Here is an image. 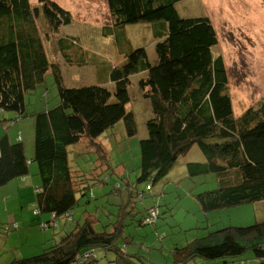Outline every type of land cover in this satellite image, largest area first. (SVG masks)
<instances>
[{
  "label": "trees",
  "instance_id": "1",
  "mask_svg": "<svg viewBox=\"0 0 264 264\" xmlns=\"http://www.w3.org/2000/svg\"><path fill=\"white\" fill-rule=\"evenodd\" d=\"M179 1L107 0L115 27L159 22L162 28L156 36V62L150 61L145 47L129 48L122 63L107 69L110 88L100 83L67 86L60 66L50 63L36 16L41 11L50 30L57 33L72 22L68 10L52 0H39V7H33L30 0H0V112H14L12 123L25 116V95L49 71L59 93L58 104L34 114V160L41 180L35 190L37 212L51 213L52 220L58 216L73 220L78 193L84 196L90 190L70 165L71 146L90 139L104 152L99 137L120 121L127 136L138 133L135 112L128 109L131 76L138 73L144 74L139 86L151 103L153 117L146 122L148 137L139 143L137 181L164 179L179 157L198 145L203 157L186 162L188 175L215 173L219 178L218 187L197 195L205 211L264 200V96L235 116L224 59L213 52L217 31L208 16H181L176 8ZM76 43L72 38L58 39L63 52ZM63 56L74 62L66 52ZM77 64L88 65L85 56ZM29 164L21 137L15 141L8 134L0 137V186L26 176ZM152 210L159 217L156 209H148L141 224L156 220L150 216ZM69 212L71 218L66 216ZM117 219H122L121 214ZM95 223L87 215L84 224L78 223L43 253L9 264H93L98 249L114 251L113 264H142L137 255L119 245L123 227L97 230ZM48 225L50 220L43 223ZM247 249L264 264V220L218 229L209 238L175 247L174 257L176 264H187L198 256L207 264H217L215 260L241 255Z\"/></svg>",
  "mask_w": 264,
  "mask_h": 264
},
{
  "label": "rangeland",
  "instance_id": "2",
  "mask_svg": "<svg viewBox=\"0 0 264 264\" xmlns=\"http://www.w3.org/2000/svg\"><path fill=\"white\" fill-rule=\"evenodd\" d=\"M52 1L71 13V24L53 33L41 11L36 22L49 61L60 66L67 86L100 83L113 88L106 77L107 69L122 63L131 48L145 47L150 61L156 62V36L162 30L159 22L115 27L107 0ZM30 3L33 7L41 5L39 0H30ZM176 8L183 17L208 16L211 19L218 34L213 52L224 59L238 117L264 96V0H181ZM61 37L78 41L65 51L73 58V63L63 56L65 52L58 44ZM84 56L88 65H78ZM143 75L133 74L129 86L128 109L135 112L138 133L127 136L124 122L120 121L99 137L104 152L90 139H83L77 147L70 148L72 169L79 174L78 179H85L90 186L86 195L78 193L73 220L63 216L52 220L51 213L35 210L34 184L41 180L37 162L29 159L35 151L34 114L59 102L52 71L25 95V116L17 117L12 123L9 119L15 118L14 112H0V137L8 134L15 141L19 134L23 139L30 162V172L25 177L32 185L30 189H21L22 183L14 179L0 186V264L43 253L78 223L84 224L87 215L94 217L97 230L123 227L119 245L137 255L142 264H176L175 247L198 238H209L226 226H249L264 220V200L212 211L202 208L197 195L218 187L219 178L215 173L188 175L186 162L203 157L198 145L186 156L179 157L164 179L137 181L141 173L139 143L148 137L146 122L153 117L151 103L143 97L139 86ZM152 208L159 213L157 217V213L150 212L153 221L156 218L155 223L141 224L143 213L146 215ZM120 214L122 219L118 220ZM48 220L50 225L44 227L43 223ZM115 256L114 251L98 249L97 261L93 264H113L110 261ZM205 261L198 256L187 264H207ZM215 261L217 264H261L252 249Z\"/></svg>",
  "mask_w": 264,
  "mask_h": 264
},
{
  "label": "crops",
  "instance_id": "3",
  "mask_svg": "<svg viewBox=\"0 0 264 264\" xmlns=\"http://www.w3.org/2000/svg\"><path fill=\"white\" fill-rule=\"evenodd\" d=\"M9 136V135H8ZM10 138V137H9ZM19 139V134L17 135V136H15V139ZM11 139V138H10ZM23 140V139H22ZM30 159V161L32 162L33 160H34V156L33 157H30L29 158ZM29 166H30V164H29ZM18 180H19V183H22V185H21V189H30L31 188V186L32 185H30V184H28L27 183V180L28 179H26V177L24 176V177H19V178H17ZM34 181V180H33ZM36 185V186H35ZM38 185H39V183L38 184H34V189L36 190V189H39L38 188ZM19 193H20V191H19Z\"/></svg>",
  "mask_w": 264,
  "mask_h": 264
},
{
  "label": "built area",
  "instance_id": "4",
  "mask_svg": "<svg viewBox=\"0 0 264 264\" xmlns=\"http://www.w3.org/2000/svg\"><path fill=\"white\" fill-rule=\"evenodd\" d=\"M71 214H72V212H69V213L66 214V216H67L68 218H71ZM152 215H155V211H153V210H152ZM88 255H89V254H86V256H84L85 259L87 258Z\"/></svg>",
  "mask_w": 264,
  "mask_h": 264
}]
</instances>
